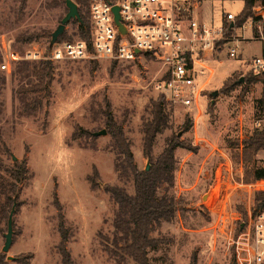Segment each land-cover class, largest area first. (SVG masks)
<instances>
[{"label": "rangeland", "instance_id": "obj_1", "mask_svg": "<svg viewBox=\"0 0 264 264\" xmlns=\"http://www.w3.org/2000/svg\"><path fill=\"white\" fill-rule=\"evenodd\" d=\"M193 2L203 20L215 23L225 13L237 14L243 8L242 0ZM66 12L64 0H0V64L9 62L8 70L0 68V78H4L0 80V159L10 166L26 156L33 173L18 184L14 196L20 204L12 214V243L4 252L7 261L21 264L18 259L31 252L29 264H62L56 228L61 213L71 233L66 247L73 264H117L103 238L112 235L115 206L102 186L123 183L114 169L116 155L101 111L108 105L116 121L122 122L135 164L149 169V159L142 153V126L151 116L150 101L162 94L168 122L155 137L152 157L172 137L197 149L175 150L174 184L168 193L175 198L176 214L154 231V236L165 241L149 249V264H236L232 244L239 233L236 223L242 210L252 207L255 192L264 190V181L234 185L248 181L250 167H259L264 161V149L252 156L244 150V139L264 126V114L257 104L263 85L260 81L245 83L247 73L253 71L251 59L262 54V42L253 39L249 29L243 32V39L238 29L233 30L239 40L237 56L228 57V47L221 45L206 57L211 76L192 105L175 102L163 93L157 85L162 67L151 57L114 63L102 59L53 61L51 95L34 113H23L15 93L19 79L14 70L19 61L45 60H11L10 53H41L49 41L41 34L52 33ZM63 33L65 40L81 37L74 20ZM35 34L41 36L20 39ZM227 78L234 83L231 88L223 86ZM205 80V75L198 78L199 83ZM213 91H217L214 97ZM185 119L189 121L186 129ZM101 129L106 133L92 135ZM74 132L77 137L72 136ZM92 166L100 179L94 189L87 180ZM125 186L132 192L130 183ZM54 189L60 211L52 203ZM164 189L160 187L158 194ZM232 212L240 216L233 225L230 217L225 223L218 220ZM7 219L8 215L0 217V252Z\"/></svg>", "mask_w": 264, "mask_h": 264}, {"label": "trees", "instance_id": "obj_2", "mask_svg": "<svg viewBox=\"0 0 264 264\" xmlns=\"http://www.w3.org/2000/svg\"><path fill=\"white\" fill-rule=\"evenodd\" d=\"M77 4L81 21L74 20L78 27V34L82 38L86 36L88 27V0H72ZM243 8L238 12L233 20V27H239L249 17L253 15V6L256 1L264 5V0H242ZM65 2V0H64ZM234 28L230 24H224V35H228ZM47 40H50L51 33L41 34ZM39 34L22 36L21 41L31 40L33 37L41 36ZM65 33H62L58 39H62ZM222 42H220L221 49ZM264 54V50H263ZM115 62V61H111ZM52 63L49 61L29 62L19 61L14 72L18 76L19 85L15 89L18 96L21 112L32 114L37 108L43 105L44 98L51 95L50 81L52 73ZM4 80V78H0ZM224 81L223 86L231 88L234 83ZM260 81L263 85L261 96L257 100L260 114H264V72L249 71L245 78V83H255ZM164 98L161 94L159 99L152 100L149 103L150 118L142 126V153L149 159V169H139L133 160L130 149V143L125 136L122 122H117L108 109V105L101 111L104 117V124L107 133L111 137L110 146L115 153L114 169L122 181V185L104 184L103 190L108 194L114 204V216L112 219L113 231L111 236H103L105 246L109 253L115 257L117 264H149L148 251L154 249L164 238L154 236L159 224L163 221H170L176 214V201L172 194L168 193L170 187L174 184L175 171V150L178 147L188 150H196L180 141L176 137L169 138L165 147L156 156L152 157L151 150L153 142L158 133H160L168 122V115L163 106ZM124 120V119H123ZM188 119L184 121L185 129L188 126ZM77 137V133L72 134ZM1 141V136H0ZM264 149V126L260 129H254L252 133L244 139V150L249 155L255 154L258 150ZM27 157L20 161H13L10 166L3 164L0 159V169L7 172L5 176L0 171V217H7L10 208L15 203L18 208L19 201L14 196L19 191L18 184L26 182L32 178L33 173L27 167ZM249 180L245 183H251L259 179H264V168L252 165L249 170ZM90 187L94 189L99 186V172L95 166H92L91 174L87 175ZM130 183L132 192H129L125 186ZM160 187H164V192L158 194ZM52 203L57 210H62L56 190L52 193ZM264 208V190L255 192L252 210L256 213ZM57 221V231L59 233L58 252L62 264H73L69 250L66 247L71 236L69 227L65 226L63 214H59ZM246 222V211L242 210L241 220L237 223L236 232L240 231V223ZM33 254L26 253L18 259L21 264H29ZM15 259V257L13 258ZM0 264H10L4 252H0ZM235 264V263H233Z\"/></svg>", "mask_w": 264, "mask_h": 264}, {"label": "built area", "instance_id": "obj_3", "mask_svg": "<svg viewBox=\"0 0 264 264\" xmlns=\"http://www.w3.org/2000/svg\"><path fill=\"white\" fill-rule=\"evenodd\" d=\"M193 1L88 0L86 37L57 39L52 44L49 40L41 53H10V59H43L49 62L102 59L132 62L151 57L162 67L157 85L163 93L175 102L192 105L197 102L196 99L211 76V70L205 64L206 57L216 53L220 42L228 47V57L237 56L239 40L238 34L232 33L233 30L238 29L243 39V32L249 29L252 38L262 42L264 50V5L261 2H255L253 15L234 28L236 14L225 13L220 23L207 22L199 15L198 6ZM114 7L118 8V22L115 20ZM225 23L234 28L226 36ZM0 68L8 70L9 62L4 60ZM251 69L253 72H264V54L253 56ZM201 75H205L206 80L199 83ZM261 167L264 168V161ZM235 183V186L253 185L242 181ZM229 217L233 219L231 225L240 219L237 212H232L231 216L230 213L229 216L222 215L218 220L225 223ZM239 229L237 236L232 239L236 264H264V208L256 213L252 207L246 208V222H242Z\"/></svg>", "mask_w": 264, "mask_h": 264}, {"label": "water", "instance_id": "obj_4", "mask_svg": "<svg viewBox=\"0 0 264 264\" xmlns=\"http://www.w3.org/2000/svg\"><path fill=\"white\" fill-rule=\"evenodd\" d=\"M65 6L67 8V12L65 13V15L61 18L59 24L57 25V27L55 28L54 31H52L51 33V38H50V44H52L53 42H55L58 37L64 32L65 26L66 24L70 21V20H77L78 22L81 21L80 15H79V11H78V7L77 4L72 1V0H65ZM113 11L115 13V20L118 22V8L114 7ZM122 29V27H121ZM242 80V79H240ZM217 94V91H213L211 93V95L214 97ZM214 100H211V104H213ZM106 130L105 129H101L99 131H94L92 132L93 136H99L102 134H105ZM146 170H148V165L145 168ZM14 206L15 203L12 205L11 210L8 214V219H7V232L4 234V244L2 247V252H7L11 243H12V214L14 211ZM14 257L9 256L8 259H13Z\"/></svg>", "mask_w": 264, "mask_h": 264}, {"label": "crops", "instance_id": "obj_5", "mask_svg": "<svg viewBox=\"0 0 264 264\" xmlns=\"http://www.w3.org/2000/svg\"><path fill=\"white\" fill-rule=\"evenodd\" d=\"M262 54H263V50H262ZM261 180H264V179H261Z\"/></svg>", "mask_w": 264, "mask_h": 264}]
</instances>
